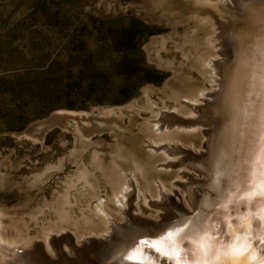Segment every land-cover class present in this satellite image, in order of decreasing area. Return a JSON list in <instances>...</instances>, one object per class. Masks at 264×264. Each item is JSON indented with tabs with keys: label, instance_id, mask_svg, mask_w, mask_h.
<instances>
[{
	"label": "rangeland",
	"instance_id": "374dc122",
	"mask_svg": "<svg viewBox=\"0 0 264 264\" xmlns=\"http://www.w3.org/2000/svg\"><path fill=\"white\" fill-rule=\"evenodd\" d=\"M215 20L224 18L193 0H0L1 234L30 246L24 264L115 262L104 260L99 207L124 231L120 241L127 226L143 233L191 211L185 187L201 197L209 166L204 131L216 89L202 61L219 57L207 43ZM199 92L208 96L194 113L185 101ZM59 110L85 116L49 119ZM163 115L195 120L168 130L183 152L174 159L154 143Z\"/></svg>",
	"mask_w": 264,
	"mask_h": 264
},
{
	"label": "bare ground",
	"instance_id": "6f19581e",
	"mask_svg": "<svg viewBox=\"0 0 264 264\" xmlns=\"http://www.w3.org/2000/svg\"><path fill=\"white\" fill-rule=\"evenodd\" d=\"M193 1L199 6L212 7L224 18L222 21L210 22L217 33L208 37L209 46L211 44L214 48L217 45L219 48L220 29L223 27L229 31L233 28L228 38L233 49L230 51V56L227 55L230 63L220 64L219 57L217 59L205 57L202 61L205 66L204 71L208 69L210 72L206 70L209 73L211 87L217 90L221 80L219 95L215 97L212 104L214 111H210L214 118L208 125L210 129L204 131L205 139H207L206 142L204 141V148L210 151L209 156L204 158H208L209 162L207 171H204L208 179L205 186L207 193L201 198H195L190 187H185L190 201L189 208L195 210L200 207L198 212L191 218H182L179 225L178 223L169 224L168 229L166 228L163 233L150 234L153 235L152 237H145L149 234L142 235L141 232L133 231L134 226H127L126 228L130 230L123 241L118 239V235H122L124 231L115 230L114 232L111 229L112 220L102 207L97 208L101 221H104V234L109 233L105 236L108 243H103V248L106 249L104 260L112 255L114 260L120 262L157 264V257L152 259L157 255L164 256L170 264H264V259L259 256L261 252L259 253L254 246L255 243L264 240V219H262L264 218V197L257 196L250 203L239 202L241 193L257 186L260 183L261 174L264 173V1L254 2L253 0L244 5L240 2L238 6H235L232 0ZM240 5L243 8H240ZM215 54L218 56L219 51ZM217 61L221 65V71L218 69L219 64H215ZM204 96H208L207 93L199 92L196 97L192 96L194 99L185 103L193 112L196 110L194 104L204 101L202 99ZM162 120L164 125H156L154 128L158 134L156 142L152 141L161 143L159 147L165 149L162 153L173 156L174 159L175 154L182 151L170 145L172 136L168 130H173V125L186 129L190 126L186 120L189 122L195 120L190 118L183 121L184 119L180 120L176 116L167 115H163ZM152 147L156 150L158 148ZM199 161L195 162L203 163L202 156H199ZM196 168L201 170L198 166ZM124 181L125 186H131L128 180ZM126 194L125 188L115 193L113 206L117 214L123 212ZM158 194L164 197L162 191ZM207 194L210 197L213 195L212 200L206 198ZM108 229L111 231H107ZM3 230L0 215V264H7L10 260L14 264L20 256L17 255V251L24 247L14 240H5L1 234ZM205 237L210 239L201 251ZM67 243L71 242L67 241ZM68 245L71 250L75 249L72 244ZM90 246L95 245L91 243ZM259 247L264 249V243ZM95 248L97 246L94 247V251ZM24 249H30V246ZM94 251L93 253H96ZM241 251L245 254H236ZM93 253L90 256L97 259ZM86 264H92V262L87 260Z\"/></svg>",
	"mask_w": 264,
	"mask_h": 264
},
{
	"label": "water",
	"instance_id": "95a60500",
	"mask_svg": "<svg viewBox=\"0 0 264 264\" xmlns=\"http://www.w3.org/2000/svg\"><path fill=\"white\" fill-rule=\"evenodd\" d=\"M251 1H253V0H244L243 2H244V4L245 3H248V2H251ZM261 1H264V0H261ZM234 2V1H233ZM239 2H234V4H235V6H238L237 4H238ZM240 8H243V6H241L240 5ZM199 12H202V11H199ZM232 32L233 31V28H231L229 31H226V29L225 28H221L220 29V31H219V58L221 57V58H223V56H224V52L226 51V50H229V51H233V49H232V44H231V42L228 40V38H229V36L227 35L229 32ZM224 32H227L226 34L224 33ZM218 51H217V53H218ZM220 89H221V80H220V83H219V85H218V88H217V90H216V93H214L215 94V97L217 96V95H219V91H220ZM208 95V94H207ZM209 96H211L212 97V95L210 94ZM202 102H204V101H202ZM84 116H85V114L84 113H77V112H72V111H65V110H59V111H56V112H54V113H52L50 116H49V119H53V118H60V119H68V120H71V119H74V120H77V119H79V118H84ZM28 130H25V132L24 133H26ZM203 174H204V176L207 178V175L205 174V172H203ZM208 183V179H206V183L204 184V186H203V188L201 189V192H202V195H201V197H203L204 196V194L205 193H207L206 192V190H205V186H206V184ZM195 195V194H194ZM201 197H199V198H201ZM209 197V198H208ZM206 198L207 199H210V200H212V198H213V195L210 197L208 194H207V196H206ZM200 200V199H199ZM199 209H201L200 207H198L197 209H195V210H193L192 208H191V211H184L185 212V215L186 216H183V217H180V220L182 219V218H191V216H193L196 212H198V210ZM154 223H156V222H154ZM154 223H151L152 225H151V227H150V229H146L145 230V232H143V234L142 235H146V234H149V235H146L145 237H148V236H153V235H150V234H152V233H158V232H165V229L167 228L168 229V227H169V225L167 226V225H163V224H159V223H156V224H154ZM180 223V222H179ZM179 223H178V225H179ZM156 235V234H155ZM158 236V235H157ZM255 243V242H254ZM264 243V240H262V241H259L258 243H255V245L254 246H256L255 247V249H257L258 251H259V253L261 254V255H259L260 256V258L261 259H264V249H263V247H259V246H261V244H263ZM257 245H259V246H257ZM20 255L19 257H18V259H16V262H14V264H24L23 263V258H24V255L26 254L25 253V251L24 250H19V251H17V255ZM29 254V253H28ZM157 257V258H156ZM156 258V260H157V264H170V261H168V260H166V258L164 257V256H154L152 259H155ZM7 264H12V262H11V260L10 261H7ZM111 264H132V263H129V262H127V261H116L115 260V262H112Z\"/></svg>",
	"mask_w": 264,
	"mask_h": 264
},
{
	"label": "snow or ice",
	"instance_id": "6c2138e0",
	"mask_svg": "<svg viewBox=\"0 0 264 264\" xmlns=\"http://www.w3.org/2000/svg\"><path fill=\"white\" fill-rule=\"evenodd\" d=\"M257 196L264 197V173L261 174L260 183L252 187L249 191H244L241 193L239 197V202L250 203L253 199ZM264 219V218H262ZM210 239L209 237H205L204 245L201 246L200 250L203 251L204 248L207 246V240ZM236 254H245L243 251L236 253Z\"/></svg>",
	"mask_w": 264,
	"mask_h": 264
},
{
	"label": "trees",
	"instance_id": "16d2710c",
	"mask_svg": "<svg viewBox=\"0 0 264 264\" xmlns=\"http://www.w3.org/2000/svg\"><path fill=\"white\" fill-rule=\"evenodd\" d=\"M69 108H71V107H69Z\"/></svg>",
	"mask_w": 264,
	"mask_h": 264
}]
</instances>
